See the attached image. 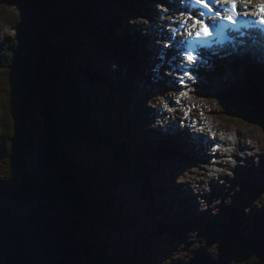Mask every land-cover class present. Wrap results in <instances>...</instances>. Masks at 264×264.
Returning a JSON list of instances; mask_svg holds the SVG:
<instances>
[{"label":"rangeland","instance_id":"rangeland-1","mask_svg":"<svg viewBox=\"0 0 264 264\" xmlns=\"http://www.w3.org/2000/svg\"><path fill=\"white\" fill-rule=\"evenodd\" d=\"M33 1L34 0H7V3L3 4L4 0H0V44L2 43V47L0 48V189L5 187L9 188V184L13 187L19 186L21 175L17 170L16 162H18L21 157H26V155L27 158L25 161L24 159H21V161L23 160L25 164H28L31 167L30 171L33 175L40 178L41 181L48 182L49 177L47 174L52 175V180L61 175L49 169L47 166L45 173L40 176L38 168L42 167L43 164L42 161L39 160H42L43 157L47 155L46 153H40L38 148H35L33 151V145L27 144L32 143L33 139L34 143L38 142V138L42 141V132L47 130V125H49L46 108L44 111L42 110L43 113L40 114H38V109L32 110L34 111L36 119L31 120L32 122H29L31 126L28 125V127L24 129V132H27L29 128H33L30 134L27 132V137L23 138V145L25 144V146L23 147L19 144V148L15 154L16 156L12 158L8 156L11 150L6 146L5 138H11L9 144L13 146L14 143L12 138L16 137L15 135L17 134L15 131L17 125L23 118L17 115V111L8 110L7 104H10V101H13L16 97V100L25 106L24 100L29 97L27 90L23 87L19 88L18 85L21 73L24 72L27 76L26 70L21 66L18 69L14 67L10 68L14 59L13 55H15L13 51L15 49H11V47L14 43L15 48H17V46L21 47L23 39L20 38V33L29 31L30 34H38L37 37L41 39L38 47H36V40H33L35 45L32 44V47L34 48L36 57L42 55L40 60L44 62L39 63L44 73L41 77L44 80L48 75V68L44 65L48 59L45 47L50 48L55 44L61 48L62 54L66 51L65 49H68L70 56L68 55V57L66 56V58H64L67 52H65L66 54L63 56L64 59L62 61L65 63V70L64 76L62 80H60V85L58 86L60 90H63V93L60 94V91L57 90L55 95L57 96L59 94L56 103L59 105L57 106L59 110L64 114L62 117L59 115L62 118L61 122L67 121L65 120V118H67V116H65V111H69L68 109L74 105L73 100L75 96L73 98V93L70 91L67 92L69 76L65 74V71H69L70 75L74 74L77 76L76 83L80 90L79 93H82V98L85 100V107H82L84 102L80 100L79 109L86 114L87 112H92L91 114H93L92 108L96 110V116L90 114V121L88 117L89 126L90 124L92 125L93 136L99 141H107L108 144H98L99 141L93 138L90 140L88 137L77 140L74 138L77 133L74 131L73 127L70 129L72 133H69V126H67L64 132L65 137L62 139L63 142L59 141L61 137H59L58 140V137L52 134V136H54L53 140L56 139V141H59L55 144L59 147L58 149L53 147L54 144L52 142H49L50 146L47 142H43V148L45 147L46 149L45 152H53V154L59 156V164H61L64 169L65 167L68 168L72 176L77 178V188L83 187L82 184H88V181L90 182L89 187L84 186V188H88V191L78 195L79 197H84L85 200H83V202L79 201L80 203L73 208L68 207L64 216L65 221L71 223L69 226H73V228L77 230V242L81 243L84 241L85 243L84 246H80L81 250L83 249V253L85 252V248L88 250L87 255L84 256L85 264H126L128 260L130 262L129 264H197L199 261H202V264H254V258L258 260L259 264H264V182L263 184L256 185L258 180L260 182L264 181V178L262 179V177L259 176L260 173L264 174V116H260L262 113L258 111L256 112L260 115L257 113L251 115L247 112V109H244L248 104L247 100L243 95L237 93L239 86L235 83H230L236 82L239 84L240 81L237 78L229 77L228 86L224 89L225 92H230L232 94V107L240 113L239 117L236 115V110H232L230 108L231 106H228L227 103H229V100L227 103H222L217 100L214 101L211 98L207 86L210 87L212 83L206 85L205 88L201 86L202 83H200L199 87L193 86L191 90L195 91L198 89L196 96L192 98H188L187 96L183 97V107L179 106L181 110L182 108H184V111L186 110L185 113L190 110L189 113L192 114L191 110H199L198 114L201 115L202 118L208 120L211 128L215 127L224 130L228 128V126H235L244 142L238 143V146H246L245 142L255 139V144L249 143L248 145V150L250 151L244 148L245 152H241L238 148V156L244 159L239 161V165L234 167L236 170L240 171V181L234 183L229 181V174L227 173L228 166L226 169H224L223 166L218 168L209 163V165L204 164V166H202L205 170L213 169V173L215 174L214 179L208 184V191L206 185L203 188H201L202 186H196L203 183L198 181L199 179L194 182L193 178H195L200 171L192 168L189 169L188 167L194 162H197L196 157L189 158L191 161L185 158L186 162L184 164L186 169L184 172V167L181 163L184 157L180 156L181 159H179V155L171 149L166 150L164 153H162L161 150L159 151V153L164 155V157L160 158H162L166 164L162 162L157 164L158 161L155 159L157 157H154V155L151 157L155 160H151L150 157L145 156L143 150L140 149L143 148V137L141 136V132L143 133L145 129H137L135 125L131 123L133 118L131 113L117 110L118 107L124 105L121 95L119 97L116 90L112 92L106 90L108 80L111 81L112 76H114L111 72L118 75L117 66L121 67L119 69H121L122 72L128 73L133 69L131 66H134L133 70L134 72L136 71L137 76H133V74L130 76L135 77V80L139 81L142 75L138 74L140 72L138 66L140 60L133 61L137 58L136 53L139 52L143 62H146V66L149 68L147 69V73L144 72L145 80L147 81L149 79L152 83H155L153 80L154 73L158 71L157 73L159 76L160 71L161 75L159 78L161 80H157L156 84L159 85L158 83L168 82L170 90H166L167 95L163 97L162 94H160L161 97L155 98L156 95L147 90H145L144 93L142 92V96L138 91L135 93L136 85L134 84L133 86L128 81L125 87L126 92L124 91L125 99L143 100L142 110L146 111L149 122L153 124L152 126L158 122L156 111L155 113L152 112V109H155L151 108L153 102L157 101L155 105L159 106L161 105L159 103L161 99H164L165 102L170 101L168 96L172 94L174 95L173 103H167L173 104V106L177 108L178 103H176V100L180 97L182 85L179 84L178 78H175L176 75L174 73L178 71L176 70L175 72V69H172V72H170L173 63L170 52L173 53V47H171V49L168 48V51L167 48L160 47L157 51V47L154 46L155 44L151 43L153 39L152 41L142 39L141 42H138L141 46H137L136 50L135 44L132 42L136 41V38L140 39L141 36L142 38L146 36L148 30L143 28L139 29V23L141 19L143 21L145 20L144 17L153 15L152 9L147 8L146 3H144L146 11L141 12L142 17L136 22L135 19H132L130 16L131 13L134 14V9H128L123 6L129 5L131 2L134 3L132 0L124 2L123 5L118 3L122 11L115 10L113 8L114 3L108 0H73V2L71 0H44L41 5H44L43 7H51V12L54 16H68V13L72 15L75 8H79V3H81L80 11L82 15L78 16L77 23L71 21V23H69V25H71L69 26L70 28H67L66 25L62 28L56 27L53 30L56 33L54 32L51 35V33H49L51 29L46 25L48 24L46 21L47 14L43 18L40 17L33 5ZM141 1L144 0H136V3H134L135 6H138ZM172 3L174 5V1ZM155 5H158V1ZM94 8H98V10L102 8L101 10L106 12L105 22L104 19L100 21L101 18L99 19L97 17V10L92 11ZM127 9L130 10V13H126L125 10ZM116 12H118L117 15L115 14ZM91 13H93L96 18H90ZM159 13V10H157V14L151 17L157 18ZM57 18L59 17H56V19ZM56 19L55 21L62 26L60 18ZM44 23L45 27H43ZM155 27L158 32L161 31L162 35L160 34V40L164 39L162 46H164L165 41L169 43L174 41L170 39L171 36L168 35L165 25L159 28L157 24H155ZM171 28L172 27H170V29ZM95 29L102 31V36L99 35L98 37V32ZM47 30H49L48 33ZM118 33L124 34V40H119L121 38H119L120 36ZM68 43L72 44V47H68ZM1 49L3 50L1 51ZM117 49L122 55L126 56L127 53L133 58V60L130 61L131 65L127 64V62L123 60L125 58L121 55H119L121 56L120 58L115 60L118 56L115 54ZM148 50L149 52L153 51L152 56L147 53ZM109 52L112 53L111 58H107ZM77 53L79 56H81L80 54L86 56L83 59H81L82 57L76 58V63L78 62V65L75 68L72 63H74V57H78ZM43 55H45L46 60H43ZM165 55H167V58H162V56L165 57ZM19 57L20 59H25L27 55L20 54ZM50 58L51 54L49 56V59ZM70 58L73 59L72 63H70ZM164 59L165 63L163 67L160 68V63ZM101 69H103V71H101ZM36 73L35 71V74ZM168 73L170 75H168ZM87 74H89V76L92 74V77H87ZM64 77L65 80L67 79L68 81L63 82ZM219 77L220 75L217 76V78ZM46 85L44 82L30 84L31 87L35 88L34 91L36 90L38 92L37 96H34V99H37V101L39 99H45L44 94L46 93L44 90ZM144 87L145 89L154 88L152 84L149 86L147 83ZM159 87L164 89L163 86L159 85ZM171 87L176 88L173 89ZM137 88L139 89V84ZM177 89L178 91H174ZM117 90L120 91L119 86H117ZM188 90L189 89H184V91ZM89 92L95 96L94 101L96 106L89 103ZM19 93L23 98H21ZM144 94H146V97ZM111 95L113 97L112 100H110ZM127 95H130L132 99L127 97ZM224 95L226 96V93ZM55 96L51 95V92L46 95L49 99L55 98ZM203 96L204 99L200 101ZM146 98L149 100H146ZM193 101L196 103L200 101L201 105L205 106V109L202 110L201 107L196 108L191 105ZM109 102L114 107V113L111 117L109 116V118H107V116H102L99 109H101L102 112V104L108 106ZM146 102L149 105L148 108ZM145 104L146 106H144ZM185 106L187 108H185ZM241 110H244L243 119ZM117 112L119 116L114 119ZM73 116L74 120L72 118L71 122L74 124L76 120L75 115ZM239 118L241 119L240 122ZM55 119L56 117H53V120ZM107 120L114 123L109 124ZM231 120H234V122ZM77 125L78 122H75L74 126H76V129L78 128ZM174 125L177 126L175 122L173 126ZM101 127L103 132H100V130H102ZM111 127L113 128L111 129ZM130 128L133 129L128 132ZM96 129L97 132L95 134L94 131ZM159 131L160 130H158L157 133ZM225 132H227V130H225ZM60 133L62 132H59V134ZM109 133L111 134L109 135ZM197 134L196 138H200L198 139L199 141L204 140V142L199 143V155H203L206 151H210L209 154H205L207 158L198 160L202 162L204 160L208 161L213 155L215 149L214 144L209 142L207 136L199 132H197ZM79 135L82 136L78 131V136ZM106 136H109L111 140L107 139ZM130 136L139 149H135L132 145L127 144L129 143L128 138ZM175 137L176 136H174V139H176ZM124 138L126 139V143ZM64 142L66 144L63 145ZM176 142L179 144L178 140H176ZM167 144L173 145L172 142H168ZM255 145L257 146V150ZM123 150L126 152L124 153ZM182 152L181 149L179 153L182 154ZM247 152L248 156L246 157ZM30 154L31 157H37V164L30 159ZM89 161L92 162L90 163ZM248 162L249 166L246 164ZM94 163H96V167L92 169L91 167L95 165ZM178 163H180V165ZM35 166L38 167L37 172L32 169V167ZM180 168H182V171H180ZM154 170H157L158 174L164 177L160 175L156 176L157 174H155V172L157 171ZM205 173L213 176L212 172L205 171ZM146 174L149 177H147ZM152 179L155 183L153 193L150 188ZM183 180L189 182L192 180L195 185H187L186 187L190 186V188L185 190L178 184ZM205 180H207V178L204 179V181ZM161 186L162 188L159 191L158 188ZM167 186L169 187L167 188ZM191 190L195 193V196H193V198L196 199L195 202L199 200V204L197 202L199 205L198 207L195 203H190L192 202V196L190 195ZM2 193L4 192H0L3 196ZM56 193L59 194L58 192ZM168 193H172L178 197L173 196L171 199L167 196ZM40 194H44V192H40ZM0 200H14V198L11 199L0 196ZM161 200L169 204V207H167L168 209L175 208L176 210L173 209L172 212H170V210L160 212L162 207ZM54 202L63 205L65 200L64 203L57 199H55ZM104 205L105 208L107 207L111 211L109 215L111 216V220L107 218L106 212L108 211L102 208ZM178 208H181V210H178ZM206 208H210V211H207ZM112 212L118 215L120 220L117 219ZM112 220L114 221L113 223ZM176 224H183L185 227H180ZM79 230H81V232H79ZM100 232H102L104 236L100 234ZM106 236L112 237V242L109 240L110 238L107 239ZM83 237L85 238L83 239ZM137 241H139V244H136ZM145 241L146 243L144 244ZM105 242L107 245L110 242L111 245L108 248L101 247L105 245ZM253 246H255L254 249H252ZM186 249L187 251H184ZM253 251H256L258 254L253 253ZM123 256H128L129 259L124 261H122L123 258L118 259V257ZM132 256H135V260L132 259ZM113 257H115V260Z\"/></svg>","mask_w":264,"mask_h":264},{"label":"bare ground","instance_id":"bare-ground-1","mask_svg":"<svg viewBox=\"0 0 264 264\" xmlns=\"http://www.w3.org/2000/svg\"><path fill=\"white\" fill-rule=\"evenodd\" d=\"M132 1L134 3H136V0H132ZM144 1H146V2H144ZM144 1H141L138 6H135V4L132 3V2L129 5H123V6L128 8V9H134V13H138L139 14V12H140L141 17H142L141 12L146 11V7L147 8H151L152 12H153V15H154V12H157V10H158L157 6L155 5V4H157L158 0H154L155 2L152 1V0H144ZM181 1H180L181 4H180L179 8L176 7V8L179 9V12L181 10L186 9L188 7V0H181ZM169 2H171V0H169ZM119 3H120V1H119ZM144 3H146V7L144 6ZM249 7L254 9V5H249ZM240 8L243 11V8H244L243 3L240 4ZM101 9L102 8H99V10H98V8L97 9L94 8V9H92V11L93 10H97V17L99 19L101 18L100 21H102V19H104V22H105L106 21L105 20L106 12L102 11ZM169 9H170L169 11H175L174 8H169ZM117 13L118 12H116L115 14L117 15ZM153 15L144 17L145 18L144 21L142 19L140 20V23H139L140 28L139 29L143 28V29L148 30V31H147V34L145 32L146 36L144 38H142V36H141L140 39L136 38V41H132L135 44L136 50H137V46H141V44H139L138 42H141L142 39L147 40V41H152V39H153V41L155 40L157 42V44H158L157 45V47H158L157 51L160 48L159 44L163 45V40L164 39L160 40V34L161 33H160V31L158 32V30L155 27V24H157V20L159 18V14H158L157 18L151 17ZM39 16L42 17V15H40V14H39ZM149 23L151 25H149ZM93 24H95V23H93ZM165 26H166V30L168 32V35L171 36L172 28H174L173 25H171V27H172L171 29H170V26H167V25H165ZM95 30L98 32V34H97L98 37H99V35L102 36V31H99L98 29H95ZM48 32H49V30H47V33ZM227 33H228V31L226 32V34ZM115 34H117V33H115ZM121 34L118 33V35L120 36L119 38H121V39H119L120 41L124 40L123 38L125 37L124 34H122V36H121ZM179 40H180V38H179ZM183 40H184V38H183ZM171 42H172V45L175 46L176 45V37H175L174 41H171ZM226 43L227 42L224 40L222 43L218 44L219 45L218 48H214V49L207 48V49H204V50L201 51V53H202V57H201L202 58V62H201V66H200V63L197 64V67L194 70V74H195L194 76L196 77L195 80L196 81L201 80L200 83H202L201 86L203 88H205L206 85H210L212 83L210 85L211 91H209V93L213 95V97L211 96V98L214 101L217 100V101H220L222 103H225V102L227 103L228 100H229V103H227V104H228V106L230 105L231 106L230 108L233 110L235 108L232 107V100H231V95L232 94L230 92H228V93L225 92L224 89H225V87L228 86V78L229 77L237 78L240 81L239 84L236 83V82H230V83H235L236 85L239 86V89H238L237 93H240L241 95H243L244 98L247 100V102H248L247 106L248 107L245 106L244 109H247V111H248L250 109V107H253V106L256 105V104L252 103L253 101L251 99L252 91L254 90V88L257 87V88H260V90H264V71L260 70L255 65V63L264 64V60H256V59H254V56H255L256 53L264 56V46L263 47L251 48L249 51H247V49H245V48H243L242 50H237V51H235L233 53H235L234 57L239 58V59H235L234 60L232 57H229V53H228V49H227V44ZM152 44H154V43H152ZM154 46H156V45H154ZM0 47H1V45H0ZM167 51H168V48H167ZM65 52L63 53V55L66 54ZM147 53L150 56L153 55V51L149 52V50H148ZM174 53L175 52H173V53L170 52L171 58L173 60V63L171 65L172 68H171L170 72H172V69H175V72L177 70L178 72L174 73L176 75L175 78L177 79L178 75H180V73H182V71H183V69H181V67H180V63H181V59L182 58L180 56H174L173 57ZM237 53L239 54L238 57H237ZM136 54H137V58L134 57L136 59L133 60V61L140 60L139 64L136 63V64H138L139 69H140V72L138 74H142L140 76L139 81H136L135 77H133V76H135L133 69H132V71L130 73H128V72H122L121 69H119L121 67H119L118 71H117L118 75L115 74L114 72H111V73H113L114 76H112L111 81L108 80V86H107L106 90L110 91V92L116 90L117 94L119 95V97L121 95V97L123 99L122 101L124 103V105L118 107L117 110L121 111V112L124 111L126 113L127 112L131 113L132 116H133V118L131 120V123L134 124L137 129H140V128H144L145 129V131L143 133L141 132V136L143 137L142 138L143 139V148H140V149H142V150L145 149L147 154L154 155V157H157L155 159L160 160V162H162L164 164H166V162L164 160H162V158H160V157H164V155H162V153H164L166 150H169V149H171L173 152H176L179 155V157L183 156L184 157V161H185V158L189 159V158L196 157L197 158V162H194L190 166L192 169L200 171L197 174V176L195 178H193L194 182H196L199 179L198 181H200L201 183L203 182V183L199 184V185H196V186H198V187L202 186L201 188H203L206 185L208 191H209L208 184L214 179V175L215 174L213 173V169L212 170L203 169L202 166H204V164H207V165H209V164L211 165L212 164L213 166L215 165L218 168H221L223 166L224 169H226L227 166H228L227 173L229 174V181H231V183H234L236 181H240V171L236 170L234 167L239 165V163H240L239 161L244 160V159L240 158L238 156L237 151H239V149H240L241 152H245L244 148H246L248 150L249 143H254L255 144V139H251V140L245 142L246 146H244V145L238 146V143H240V142L244 143V142L242 140L241 134L238 133V130L236 129L235 126H228V128H226L224 130L223 129H218V128H215V127L211 128L209 126L208 120L202 118L201 115L198 114L199 110H194V111L191 110L192 114H190L189 113L190 110L187 111V113H185L186 110L184 111V108H182V110H181V107L175 108L173 106V104H169V106L171 108H173L174 111L179 115L180 119H184L185 118L184 115H189V119L188 118L185 119L184 123L183 122L178 123L173 118V115L175 114V112L169 111V110H165V108H163L162 105L156 106L155 104H156L157 101L153 102L152 105H151V108H155V109H152V112L155 113V111H156V114L158 116L157 117L158 118L157 124L152 126L153 124H151L149 122V117H148L146 111L142 110V108H143L142 107L143 100H141V99L133 100L130 95H127V97H130L132 100L125 99V97H124L125 96L124 95V91L126 92L125 87H126L128 81H129L131 83V85H133V86H134V84L136 85L135 93H136V91H138L139 94L143 96L144 91L147 90L149 92L154 93L156 95L155 98H158V97H161L160 94H162V97L166 96L167 95L166 94V90H168V89L170 90V86H169L168 82H166V83H158L160 86L164 87V89H161L159 87V85L156 84L157 80L158 81L161 80L159 78L160 75H161L160 71H159V76H158V73H157L158 71H156V73H154L153 80H154L155 83H152V81H150L149 79L146 81L144 72L147 73V71H148L147 69H149V68L146 66L147 63L143 62V59L139 55V52L136 53ZM68 55H69V52H67V55H65L64 58H66V56L68 57ZM77 55H78V53H77ZM80 55H83V54H80ZM79 57H80L79 55H78V57H74V59H75L74 63H72L73 59L70 58V63H72V65H74L75 68L78 65V62L76 63V61H77L76 58H79ZM83 58H84V56H83ZM162 58H167V55H165V57L162 56ZM122 69H124V68H122ZM155 70H156V68H155ZM101 71H103V69H101ZM131 74H133V76H130ZM168 75H170V74L168 73ZM219 75H220V77L217 78V76H219ZM88 76H89V74H87V77ZM89 77H92V74ZM205 81H207V83H204ZM146 83L149 86L152 84L154 88L153 89H150V88L145 89L144 86H145ZM200 83H199V85H200ZM245 83H246V86H245ZM138 84H139V89L137 88ZM187 84H188V89H189V87L193 88V86H195V83L192 84V83L188 82ZM117 86L120 87V91L117 90ZM195 87H199V86H195ZM197 91H198V89L196 90V92ZM225 93H226V96L224 95ZM144 95L146 97V94H144ZM147 97H148V95H147ZM168 97H169L170 101H167V102L173 103L174 95L171 94ZM183 99L184 98H182V100ZM203 99H204V96L200 99V101L203 100ZM81 100L84 102L83 104H85V101L83 99H81ZM146 100H149V99L146 98ZM200 101H199V103H196V102L193 101L191 103V105L195 106L196 108L201 107V109L203 110V109H205V106L201 105ZM230 101H231V103H230ZM146 104H147V102H146ZM146 104L144 106H146ZM148 106L149 105L147 104V108H148ZM243 111L244 110H241L242 119H243V116H244ZM236 113H237L236 115L239 117L240 113L237 110H236ZM260 113H262V115H260L258 113L257 114L260 115V116H264V111L260 110ZM118 116H119V113L117 112L115 117H114V119H116ZM134 116H135V122H134ZM107 118H109V116H107ZM107 121L109 122V124H113L114 123V122L109 121V120H107ZM231 121L234 122V120H231ZM240 121H241V119L239 120V122ZM174 122H175V124H177V126L176 125L173 126ZM190 122L192 123V126H193L194 129L191 127ZM203 124H205L204 127L202 126ZM151 126L153 128H151ZM112 128L113 127H111V129ZM101 129H102V127H101ZM132 129L133 128H130L128 130V132L131 131ZM150 129H151V131H150ZM176 129H177V131H175ZM158 130H160V131L157 133ZM225 130H227V132H225ZM94 132L96 134L97 129ZM100 132H103V129L100 130ZM197 132L207 136L209 138V142L214 144V147H215L214 151L215 152L213 151V155L211 156V159H209L208 161L204 160L202 162V161L198 160V159L207 158V155H205V154H209L210 151H206L205 154L199 155L198 146H199V143L204 142V140H200L199 141L198 139H200V138H198V139L196 138L197 135H198ZM136 134H137V132H136ZM185 135L187 137H185ZM225 135H226V137H225ZM174 136H176L175 137L176 139H174ZM182 137L184 139L188 138L189 141L183 140ZM193 137H195V138H193ZM106 138L109 139L108 136H106ZM168 139H170V140L168 141ZM176 140L179 141L180 145L176 142ZM159 141H160V143H159ZM128 142L129 143H127V144L132 145L135 149H139V147L136 145L135 141L133 140V138L131 136L128 138ZM168 142H172L173 145L167 144ZM162 144H165V145H162ZM255 147H256V150H257V146L256 145H255ZM181 149L183 151L182 154L179 153V152H181ZM160 150L162 151V153H159ZM248 151H250V150H248ZM146 153H144L145 156H147ZM247 156H248V152H247L246 157ZM209 157H210V155H209ZM213 157H216V158H213ZM141 158H143V157H141ZM30 159L33 160L34 162L35 161L38 162L37 161L38 159L35 156L30 157ZM151 160H153V159H151ZM39 161H42V164H43V166L40 167L39 170H38L39 173H40V176H41L42 174L45 173V170H46V167H47V165H46L47 164V162H46L47 159H46V157H43V159L39 160ZM246 164H247V166H249V162L246 163ZM240 165L244 166L243 164H240ZM190 167H189V169H190ZM33 168L35 169V167H32V169ZM245 168H247V167H245ZM154 171H157V170H154ZM205 171L212 172L213 176H210L209 174L205 173ZM155 174H157L156 176L160 175V174H158V171L155 172ZM146 176L149 177L147 174H146ZM259 176H261L262 179L264 178V174L263 173H260ZM161 177H164V176H161ZM206 178H207V180L204 181V179H206ZM262 179H260V180H262ZM206 181H208V182H206ZM185 182H186V184H185ZM263 182L264 181L260 182L258 180L256 185L263 184ZM178 184L182 188H184L185 190H188L187 188H190V186L186 187L187 185H191V184L195 185V183H193L192 180H191V182H189L187 180H183V181H180V183H178ZM154 187H155V183L153 182V179H152L151 186H150L152 193H153ZM168 187L169 186H167V188ZM161 188H162V186L160 188H158L159 191L161 190ZM51 191H53V189H51ZM204 191H205V188H204ZM194 194H195L194 191L192 192V190H191L190 191V195L192 196V202H190V203H195L197 205V207H198L199 206L198 205L199 204V200L195 202L196 199L193 198V196H195ZM48 196L49 195L46 193V195H44L42 197H37L34 200L45 201L47 199L49 203L53 204L57 208V210L59 211L60 216L62 217L64 223L67 225V227L71 230V232L73 233L74 237L76 238L77 230H75V228H73V226H69V223L66 222L65 218H64L65 212L68 210V207L72 208L73 206H71V205L69 206L68 203H65L68 206L64 207L65 204L59 205L58 202L51 201L49 199L50 196L49 197ZM167 196L169 198H171V199L173 198V196L178 197L177 195H173L172 193H168ZM57 200L62 201L64 203L62 198L57 199ZM197 202H198V204H197ZM161 203H162V207L160 209V212H162L164 210H170V212H172L173 209L176 210L175 208L168 209L167 207H169V204L164 203L162 200H161ZM178 210H181V208H178ZM199 210H200V208H199ZM206 210L210 211V208H206ZM107 218H108V220H111V217L107 216ZM113 222L114 221L112 220V223ZM176 225H178L180 227H185L183 224H176ZM79 232H81V230H79ZM111 235H112V232H111ZM106 237H107V239L110 238V241L112 242L113 235H112V237H108V236H106ZM84 238L85 237H83V239ZM77 243H78L79 252H80V261H81V264H83L84 256L87 255L88 251L87 252L85 251L84 252L85 254H84L83 253V249L81 250L80 246H84L85 245L84 241H82L81 243H79V242H77ZM145 243H146V241L144 242V244ZM136 244H139V241H137ZM101 247L108 248V246L106 244L104 246H101ZM184 251H187V249L184 250ZM205 256H207V255H205ZM120 258H118V259H120ZM197 258H199V257H197ZM113 259L115 260V257H113ZM128 259H129L128 256H123L122 261L128 260ZM132 259L135 260V256H132ZM129 263L130 262L128 260L126 262V264H129ZM84 264H85V261H84Z\"/></svg>","mask_w":264,"mask_h":264},{"label":"trees","instance_id":"trees-1","mask_svg":"<svg viewBox=\"0 0 264 264\" xmlns=\"http://www.w3.org/2000/svg\"><path fill=\"white\" fill-rule=\"evenodd\" d=\"M43 1L44 0H34L33 5L35 6V8L37 10V14L39 13L40 15H42V17H44L47 14V17H46L47 20L46 21L48 22V24H47L48 28L51 29V32H49V33H51V35L53 34V32H55L53 30L56 27L62 28L63 26L66 25V27L68 28L69 26H71V25H69V23H71V21L74 23H77L78 16L82 15V12L80 11L81 3H79V6H80L79 8H77V9L75 8V11H73L72 15H71V13H68V16H66V15L54 16V15H52V12H51L52 8L51 7H43L44 5H41V3ZM71 1L73 2V0H71ZM119 1L122 5L124 2H128V0H119ZM56 17L60 18V21L62 22L61 23L62 26L59 25V23L57 21H55ZM59 18H57V19H59ZM31 19H33V18H31ZM43 27H45V23L43 24ZM37 32H39V31H37ZM37 35L36 34L35 35L30 34L29 31H26L24 33L21 32L20 38L23 39L22 40V46L21 47L17 46V48H15V43H14L13 46L11 47V49L12 48L15 49V50H13L15 55H13L14 59L11 63L12 65H10V68L14 67V68L18 69L21 66L24 70H26L27 76L24 74V72H22L20 75V78H19L20 80H19L18 85H19V88L23 87L27 90L29 97H28V99L24 100L25 106H24V104H20L19 101L16 100V97L14 98L13 101H10V104H7L8 110L17 111V113H18L17 115L19 117L21 116L23 119L17 125V129L15 131L17 134V135H15L16 137L12 138V141L14 143L13 146H12V144L11 145L9 144L11 138H9V137L5 138V141H6V146H8V148L11 150V152L8 153V156L11 158L16 156L15 154L19 148V144L24 147L25 144L23 145V138L27 137V132H29V134H30V131L33 130V128L32 129L29 128V131L24 132V129L27 128L28 125H30L29 122H32L31 120L36 119V116L34 115V111H32V110L38 109V111H39L38 114H40V113H43V111L46 108V113H47V117H48L47 121H49V125H47V130H45L43 132L41 131L42 132V137H41L42 141L38 138L37 139L38 142L34 143V139L33 140L31 139L32 143H27V144L33 145V149H32L33 151L35 148H38V151L40 153L41 152L43 154L46 153L48 168L51 170H54L55 172H57L61 175L55 177L54 180H52L51 179L52 175L47 174V176L49 177L48 182L41 181L40 178H37L30 171L31 167L28 164L24 163L25 159L27 158V155H26V157H21L20 160L18 162H16L17 170H18L19 174L21 175L20 179L22 182L21 181L19 182V186L13 187L12 185L9 184L8 185L9 188L5 187L3 189H0V192H2V191L4 192V193H2L3 196L1 194H0V196L6 197V198H11V199L14 198V200H22V201L29 200L30 201V200L35 199L37 197H42V196L46 195V193H48L50 196V197L49 196L48 197L51 201H54L55 199L62 198L63 201L65 200V203H68L69 206L71 205L74 207L75 205H78V203L83 202V200H85L84 197H82V196L79 197L78 195H80V193H85L88 191V188H84V186L89 187L90 182L88 181V184L87 183H85L84 185L82 184L83 187H81V189L79 187L77 188V185H76L77 178H74V176H72V174L69 172L68 168L65 167V169H64L62 167V165L59 164L60 163L59 156L53 154V152L52 153L51 152L50 153L45 152L46 149H45V147L43 148V142H45V143L47 142L48 145L50 144L49 142H52L54 144L53 147L58 149L59 147L56 146L55 144L58 143L59 141L63 142L62 139L65 137L64 132H65L67 126H69V133H72L70 131V129L72 127L74 128V131L77 133V135L74 138H76L77 140L81 139V138L85 139L87 137L90 140H91V138H93V139H96V138L93 136L94 133L92 132L93 131L92 125L90 124V126H89L87 114L79 109V103H81L80 100L83 98H82V93H79L80 90H79L77 83H76L77 82V80H76L77 76L74 74L70 75L69 71H65L66 72L65 74H68V76H69V79H68L69 81L67 79L65 80V77H64L63 82L68 81L67 92H69V91L72 92L73 98L75 96V98L73 100L74 105H73V107L68 109L69 111H67V110L65 111V116H67V118H65V120H67V121L61 122L62 121L61 117L64 116V114L57 107V106H59L58 103H56L58 101L59 94L57 96H55V95L57 93V90L60 91V94L63 93V90H60L58 88V86L60 85V83H59L60 80H62V78L64 76L65 63L62 61L64 59L63 58L64 55L61 53V48H59L55 44L52 45L53 48L52 47H50V48L45 47V49L47 51L48 59L46 62L47 66H46V64H44V65H45V67L48 68V70H47L48 75H47V78L45 80L42 79L41 76L44 73H43V70L40 68L39 62H44V61L40 60V57L42 55L39 57H36V55L34 54V48L32 47V44L35 45L33 40H36V47H38V44L40 43L41 39H39L37 37ZM48 39H49V37H48ZM69 46L72 47L71 44H69L68 47ZM65 50H66V52H68V49H65ZM65 50H63V51H65ZM20 54H26L27 57H25V59H20V57H19ZM50 54H51V58L49 59ZM43 56H44L43 57V60H44L46 57H45V55H43ZM83 56L84 55H81L79 58L82 57L81 59H83ZM79 67H82V66H79ZM35 71L37 72L36 74H35ZM59 73H61V74H59ZM28 82L30 84L31 83L35 84L37 82L38 83L44 82L45 85L47 83V85L45 86V90H44L46 93V94H44L45 95L44 100L39 99L37 101V99H34V96H37L38 92L36 90L34 91L35 88L31 87ZM50 92H51V95L55 96V98L49 99L46 97L47 93H50ZM21 98H23L22 95H21ZM251 99L253 101L252 103H254L256 105L251 107L247 112H249V113H251V115H253L254 113H256V111H258V112H260V110L264 111V90H260V88L255 87L254 90L252 91ZM82 107H85V104H83ZM73 115H75V120H76L75 122H78V125H77L78 128L77 129H76V126H74L75 122H74V124L71 122V119L74 117ZM53 117H56V119L53 120ZM73 120H74V118H73ZM78 131L80 132V134L82 136H80V135L78 136ZM59 132H62V133L59 134ZM52 134L56 135V137H58V140H59V137H61V139L59 141H56V139L53 140L54 136H52ZM63 134H64V136H63ZM96 140L99 141L98 139H96ZM109 140H111L110 137H109ZM65 142L63 143V145L66 144ZM98 144L108 145L107 141H101V142L99 141ZM30 157H31V154H30ZM21 159H24V161L23 160L21 161ZM94 164L95 165L91 164L92 169L94 166L96 167V163H94ZM18 166L20 169L18 168ZM28 166H29V168H28ZM73 169H74V167H73ZM51 189H53V191H51ZM74 191H76V192H74ZM40 192H44V194H40ZM56 192H58L59 194H57ZM104 197H106V196H104ZM68 205L65 204L64 207H67ZM102 208L104 209L105 205L102 206ZM106 210L108 211V212H106L107 216L111 217V216H109L111 211L107 207L105 208V211ZM95 211H96V209H95ZM115 217L120 220V217L118 215H115ZM70 224L71 223H69V225ZM100 233L103 235L102 232H100ZM105 244H106V242H105ZM107 246L108 247L110 246V242ZM254 248H255V246L252 247V249H254ZM85 251L87 252L88 250L85 248ZM253 253L258 254L256 251H253ZM118 258H120V257H118ZM121 258H123V257H121ZM253 261H254V264H259L258 260L256 258H254ZM197 264H202V261H199V263H197Z\"/></svg>","mask_w":264,"mask_h":264},{"label":"water","instance_id":"water-1","mask_svg":"<svg viewBox=\"0 0 264 264\" xmlns=\"http://www.w3.org/2000/svg\"><path fill=\"white\" fill-rule=\"evenodd\" d=\"M37 168L33 169L37 172ZM0 264L81 261L76 238L47 199L0 200Z\"/></svg>","mask_w":264,"mask_h":264},{"label":"snow or ice","instance_id":"snow-or-ice-1","mask_svg":"<svg viewBox=\"0 0 264 264\" xmlns=\"http://www.w3.org/2000/svg\"><path fill=\"white\" fill-rule=\"evenodd\" d=\"M253 0H188V7L179 12L177 19L171 20L172 24H178V27L172 28L171 40L177 35H183L184 40L176 41L177 46L183 50L180 67L183 74L178 76V82L183 89H188L186 81L195 80L193 75L194 69H187V65H196L202 57V53L198 49H207L213 43H222L227 37L226 32L231 26V30L238 31L239 26L255 27L257 24L264 30V0L253 10L249 5ZM243 3V11L240 4ZM165 13L169 12V8H164ZM255 12L254 22L247 21L241 25V17H248L250 12ZM183 30V31H181ZM165 48L173 47L172 43L164 45ZM187 91H181L180 99L187 96ZM159 103L163 108L172 111L169 104L161 99ZM202 130V129H201Z\"/></svg>","mask_w":264,"mask_h":264}]
</instances>
